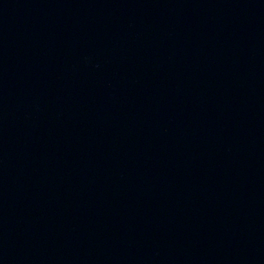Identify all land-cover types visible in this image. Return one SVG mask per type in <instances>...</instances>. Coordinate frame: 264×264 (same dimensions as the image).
<instances>
[{
    "label": "water",
    "instance_id": "1",
    "mask_svg": "<svg viewBox=\"0 0 264 264\" xmlns=\"http://www.w3.org/2000/svg\"><path fill=\"white\" fill-rule=\"evenodd\" d=\"M0 264H264V0H0Z\"/></svg>",
    "mask_w": 264,
    "mask_h": 264
}]
</instances>
